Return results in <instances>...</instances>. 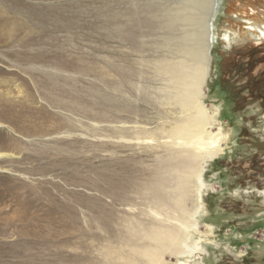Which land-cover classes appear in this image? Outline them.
<instances>
[{
    "label": "rangeland",
    "instance_id": "obj_1",
    "mask_svg": "<svg viewBox=\"0 0 264 264\" xmlns=\"http://www.w3.org/2000/svg\"><path fill=\"white\" fill-rule=\"evenodd\" d=\"M63 1L0 0V264H153L158 219L186 241L162 264H264V0L219 1L203 102L228 141L205 158L164 133L186 122L153 61L164 34L120 41L147 1Z\"/></svg>",
    "mask_w": 264,
    "mask_h": 264
},
{
    "label": "bare ground",
    "instance_id": "obj_2",
    "mask_svg": "<svg viewBox=\"0 0 264 264\" xmlns=\"http://www.w3.org/2000/svg\"><path fill=\"white\" fill-rule=\"evenodd\" d=\"M67 1H70V0H67ZM146 1L147 3H143L141 7L139 6L134 7V10L131 9V10H128V12H126L127 15L128 14L132 15V17H129L126 24L122 23V25L124 24V26L127 29L125 33L123 32L124 26H121L119 24L120 41H122L123 45H125L126 42L132 45H136L138 44L137 40L139 39V37L136 36L137 34L136 32L138 30H141V31L145 30L148 32L149 29H153L154 27L156 30L159 29L160 32L164 34V36L162 37V40L160 38L161 41H157L158 43L156 42V44H158V46L161 48H165L166 50L164 49V51L161 52L162 54H159L158 56H156L155 60L153 61L156 65V70H157L156 72H158L160 75L166 78V82L168 83V90L166 91V94H165L166 97L170 98L171 102L175 103L176 106H178L180 113L184 117L186 116L185 117L186 122L184 124L180 122L179 124L174 125V127L171 128L170 130L168 131L166 130V132L164 133L167 134L169 138L170 137L174 138L177 141L181 140L185 144H189L190 142L193 143L195 147L197 148V150L199 152L201 151L199 155H201L202 158H205L206 156H209V155L210 156L218 155V153L222 152L223 150L222 148L223 142L228 141L227 140L228 136L225 135L224 131H222L221 129H218L216 132L210 131L211 129L208 130V127L214 121H212V119H209V114L203 102V98L205 96V88L207 86V78H208V74L210 73V69H211L210 67H211V61H212V57H211V54H212L211 48L213 47L212 28L214 29L212 21H214L213 19H214L215 12L218 10V8L220 9V4H219L220 0H145V2ZM6 6H9V5L6 4ZM6 6L4 5V6H1L0 8H4ZM243 8L242 10H240V13H241L240 15L242 16L246 15L250 17L249 18L250 23H252L251 26H253V24L255 23L257 24L258 21L263 22V20L261 21V19L258 17V15L254 11L250 12L248 7H243ZM103 10L105 9L103 8ZM4 12H6V14L10 13L9 11H4ZM61 12L62 10L60 6L55 5L54 7H50V9H47L46 11L39 12V14H42V21L44 22L46 19H49V17L51 16L53 18H55V16H60ZM33 16H34V13H33ZM139 16H145V18L141 19ZM21 22L22 21L18 19H12V20L9 19L8 21H3V24L10 25V26L13 25L17 28L23 29V26H22L23 24ZM141 27H144V29L142 30ZM261 31L264 32V29L261 28ZM157 35H155V37H157ZM148 36H150V34ZM144 37H147L146 33ZM140 40H143V39L140 38ZM25 53L27 54L28 50ZM138 59L140 58L137 57L136 60ZM147 59H145V61ZM151 73H153V71ZM108 76L110 75L108 74ZM210 120L212 122H210ZM186 164L187 166L184 168L186 169V172L188 173L190 172V174L180 175V179H179L180 185L181 186L188 185V183H190L189 181H193L192 176L195 174L196 177L194 178L197 180H196V183L194 182L193 184H195L196 187L195 186L194 187L198 188L197 190L200 192L201 186L205 184L204 183L205 180L201 179L203 168L198 167V169H195L193 168L194 166L190 165L189 162L188 163L186 162ZM163 185H164L163 182H161L160 184H158V187L159 186L162 187ZM176 193H179V192H176ZM179 194L180 196L183 195V194L181 195V193ZM173 195L172 197L175 196ZM179 203H181V201H179ZM176 205H178V203ZM184 213L186 214V212ZM154 223L156 225H153L152 230H150L148 236L150 239H154L155 242H158V244L156 247L153 246V247L147 248V258H149L148 261L152 260L154 262V263L152 262L153 264H162L161 259L163 258H160L161 257L160 253L164 248L167 247L165 245L166 242L172 246L173 243L175 244V243H179V241H182L181 246L186 245V241L184 240L185 238L181 240V238L177 234V232L183 229L182 227L183 225L182 224L179 225V228H180L179 230V228H177V225L174 226L175 225L174 223L172 226L168 227V224H166L167 226L162 227L163 222L160 219H158V221L156 222L154 221ZM165 227L168 228L169 230L167 229L165 231L164 229ZM169 249L167 247V250ZM143 250H146V249H143ZM170 253H172V251H170Z\"/></svg>",
    "mask_w": 264,
    "mask_h": 264
},
{
    "label": "flooded vegetation",
    "instance_id": "obj_3",
    "mask_svg": "<svg viewBox=\"0 0 264 264\" xmlns=\"http://www.w3.org/2000/svg\"><path fill=\"white\" fill-rule=\"evenodd\" d=\"M244 168V166H242V169ZM244 171V170H243ZM243 176V175H242ZM248 176H251L250 174ZM249 178V177H248Z\"/></svg>",
    "mask_w": 264,
    "mask_h": 264
},
{
    "label": "trees",
    "instance_id": "obj_4",
    "mask_svg": "<svg viewBox=\"0 0 264 264\" xmlns=\"http://www.w3.org/2000/svg\"><path fill=\"white\" fill-rule=\"evenodd\" d=\"M262 80H264V73H263V78H262Z\"/></svg>",
    "mask_w": 264,
    "mask_h": 264
}]
</instances>
